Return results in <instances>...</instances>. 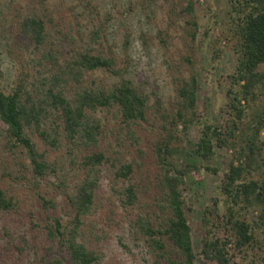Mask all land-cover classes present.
Wrapping results in <instances>:
<instances>
[{
	"label": "rangeland",
	"instance_id": "rangeland-1",
	"mask_svg": "<svg viewBox=\"0 0 264 264\" xmlns=\"http://www.w3.org/2000/svg\"><path fill=\"white\" fill-rule=\"evenodd\" d=\"M191 1L189 13L187 0H0V89L8 94L22 84L24 101L44 111L40 129L32 125L26 133L50 168L42 180L35 179L25 152L8 148L0 135V187L12 201V208L0 213V264H46L57 256L66 258L62 243L46 236L52 218L66 233L76 227V241L94 253V264H147L137 220L165 215L166 179L171 178L179 180L195 264H216L200 256L202 217L214 200L223 210L218 187L229 164L236 162L238 145L235 150L217 149L208 160L197 159L194 149L203 125H224L228 118L226 92L235 61L233 43L225 36L227 1ZM35 14L44 19L48 32L38 51L22 25ZM195 21L198 32L191 40ZM99 24L103 51L112 52L123 78L148 98L145 119L127 127L115 106L89 110L88 122L98 126L96 143L69 142L59 112L44 97L52 76ZM191 74L198 82L193 120L186 130L179 125L171 134V154H166L160 146L166 137L161 116L174 102L178 80ZM118 81L103 71L84 72L79 82L68 81L63 92L70 99L81 88L106 90ZM4 129L0 123L1 134ZM40 131L47 132L54 145L46 143ZM97 152L103 161L85 168L82 158ZM123 165L131 169L126 178L116 175ZM84 179L94 183L93 200L75 225L69 198ZM129 186L136 194L133 204L125 201ZM241 257L236 256V264H255Z\"/></svg>",
	"mask_w": 264,
	"mask_h": 264
},
{
	"label": "trees",
	"instance_id": "trees-1",
	"mask_svg": "<svg viewBox=\"0 0 264 264\" xmlns=\"http://www.w3.org/2000/svg\"><path fill=\"white\" fill-rule=\"evenodd\" d=\"M228 5L226 39L233 43L234 70L228 76L230 87L226 92L228 100L227 116L223 124H205L195 144L197 159L208 160L215 156L217 149L233 147L237 158L225 171L218 187L223 210L218 200L206 208L202 217L204 236L201 241L200 256L216 264H236L234 259H248L250 263L264 262V139H260L264 129V0H226ZM85 8L92 16L93 9ZM186 11L191 13L192 1L187 0ZM27 34L38 51L44 48L48 32L42 17L36 14L27 17L23 23ZM191 40L198 32L197 22H192ZM103 24L89 30L87 41L78 51L71 54L60 73L51 78V87L45 95L53 108L59 112L61 128L69 142L85 141L96 143L97 125L88 122L87 111L115 106L123 125L144 121L147 111V97L137 91L130 80L123 78V70L117 65L112 52L103 51L101 33ZM129 44L124 41V51ZM47 56H49L47 54ZM187 63H190L187 60ZM103 71L119 78L106 90L81 88L67 99L64 86L68 81L79 82L84 72ZM1 83V74H0ZM59 88V89H58ZM198 82L194 74L188 79H179L175 87V98L166 115H162V129L166 137L160 146L171 154L168 141L179 125L186 130L196 109ZM24 86L5 94L0 89V123L5 127L0 135L10 149H22L29 160L35 179L42 180L49 165L39 154L26 130L34 125L40 129L42 108L24 101ZM156 107L160 108L155 99ZM39 106V107H38ZM39 108V109H38ZM159 110V109H158ZM41 138L49 145L47 132L40 131ZM238 142V143H237ZM160 150L158 149V154ZM103 161L101 153H92L82 158L83 166H96ZM130 166L123 165L116 175L126 178ZM208 171H210L207 168ZM165 215L154 219L139 218L137 227L144 238L147 264H195L196 255L191 240V230L187 223L184 202L178 191L177 178L166 179ZM94 183L84 179L69 198L75 210V225L80 216L87 214L93 200ZM125 201L133 204L136 194L132 186L124 190ZM45 202V200H44ZM12 208V201L0 187V213ZM47 238L62 243L67 257L57 256L46 260V264H94L97 260L93 252L76 241L75 230H62L60 221L51 219ZM44 263V262H43Z\"/></svg>",
	"mask_w": 264,
	"mask_h": 264
}]
</instances>
